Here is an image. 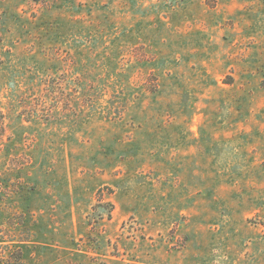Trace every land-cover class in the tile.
Wrapping results in <instances>:
<instances>
[{
    "label": "rangeland",
    "instance_id": "obj_1",
    "mask_svg": "<svg viewBox=\"0 0 264 264\" xmlns=\"http://www.w3.org/2000/svg\"><path fill=\"white\" fill-rule=\"evenodd\" d=\"M0 264H264V0H0Z\"/></svg>",
    "mask_w": 264,
    "mask_h": 264
}]
</instances>
